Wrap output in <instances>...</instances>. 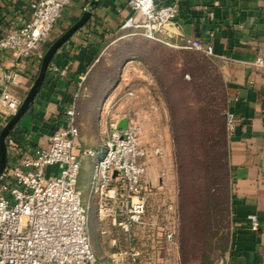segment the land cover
Here are the masks:
<instances>
[{"label":"crops","instance_id":"1","mask_svg":"<svg viewBox=\"0 0 264 264\" xmlns=\"http://www.w3.org/2000/svg\"><path fill=\"white\" fill-rule=\"evenodd\" d=\"M33 1L0 0V38L30 19ZM129 1L71 0L35 55L18 58L10 51L4 53L0 61V94L6 89L23 101L40 74L49 47L85 11H90L88 21L56 51L29 109L7 135L4 170L17 164L19 150L32 154L40 146H47L54 130L67 124L66 111L79 88L77 144L81 148L101 146L110 116L106 117L107 110L102 112L97 100H93L91 107L87 105L92 90L87 85L83 89L81 84L129 32H139L140 28L123 27L130 16L142 20ZM172 1L158 0L162 4ZM170 30L171 34L165 36L167 43L159 42L181 48L180 36L199 39L213 47L214 57L221 64L227 88V109L239 119L236 130L229 135L233 213L226 262L264 264V70L254 65L258 57L264 58V0H188L182 3ZM11 72L17 73L16 86L7 83V74ZM120 83L104 91L107 103L121 89L123 82ZM120 117V120L131 118L126 114ZM10 118L0 116V134ZM85 160L89 161L86 166ZM85 160L78 180L81 190L88 188L95 161ZM58 169L54 166L49 171ZM252 215L260 220L257 231L250 227ZM141 252L145 257L158 255L154 246Z\"/></svg>","mask_w":264,"mask_h":264},{"label":"built area","instance_id":"2","mask_svg":"<svg viewBox=\"0 0 264 264\" xmlns=\"http://www.w3.org/2000/svg\"><path fill=\"white\" fill-rule=\"evenodd\" d=\"M186 1L162 4L158 0H130L142 20L130 16L123 27L140 28L146 37L167 43L165 36L171 34L170 25ZM70 3L71 0H34L30 19L0 38V61L7 51L18 58L35 55ZM180 39L181 48L215 56L210 44L184 36ZM254 65L264 70V58L258 57ZM7 83L18 85L17 73L7 74ZM79 96L80 88L66 111L67 124L54 130L47 146H40L32 154L19 150L17 164L0 174V264H100L89 229L93 198L100 221L110 218L113 225L128 233L135 227L149 226L151 230L157 225V234L162 229L166 242L176 244L173 204L167 206L170 222L165 226L146 219L147 158L159 154L161 149H150L142 143V126L132 118L120 129L121 117L108 118V131L101 147H79ZM21 103L5 89L0 94V116L12 117ZM110 112L109 108L106 117ZM238 121L236 114L227 109L228 135L236 130ZM87 158L95 161L89 198L84 204L78 180ZM54 166L59 167L58 171H49ZM250 227L254 231L260 229L258 216H251ZM141 255L134 248L121 250L113 254L109 264H124L125 257L129 264H141Z\"/></svg>","mask_w":264,"mask_h":264},{"label":"rangeland","instance_id":"3","mask_svg":"<svg viewBox=\"0 0 264 264\" xmlns=\"http://www.w3.org/2000/svg\"><path fill=\"white\" fill-rule=\"evenodd\" d=\"M138 31L133 34L129 32L119 44L109 50V54L102 59L95 71L85 78L82 88L84 89L87 85L89 90H92L91 96L87 97L89 107L97 100L102 112L109 108L112 110L110 117L113 115L114 118H118L123 114L130 116L142 126V143L150 149H161L159 154H153L147 158L145 187L149 195V203L146 219L150 222L157 221L160 227L165 226L170 222L167 206L170 203L173 204L176 244L170 245L166 242L162 229H159L158 235L157 225L151 230L149 226L135 227L128 233L122 227L113 225L110 218L100 221L97 202L93 198L89 223L93 248L100 264H109L113 254L121 250L134 248L143 251L152 246L158 249V255L147 257L141 255V264H225L232 238L233 189L229 135L227 134L228 156L225 158L228 174L226 188L229 198L228 210L221 209L210 230L197 232L195 231L196 220L189 218L185 225L180 211L175 139L170 110L165 99L168 95H177L180 90L182 91L186 85L179 80L181 78L189 80L191 74L182 73L185 56L180 48L170 47L148 38L143 35L142 29ZM209 59L212 64L209 66L207 75L214 80L212 92L217 97L220 107L227 108V88L221 64L215 57ZM219 80L222 83L221 93H224V98L220 94V88H216ZM120 82H123L121 89L107 103L103 95L104 91L106 89L110 91L117 84H121ZM93 90L96 95L93 94ZM185 93L188 96L187 102H190L189 106H191L189 110L196 111L198 106L191 90L182 91V94L185 95ZM88 162L85 160V166ZM89 188L90 182L88 188L82 190L84 204L89 198ZM226 190L219 192L221 201H224V198L226 200ZM226 205L224 208H227ZM102 226L107 230L105 234L101 232ZM152 231H155L154 235ZM124 264H129L126 257Z\"/></svg>","mask_w":264,"mask_h":264},{"label":"trees","instance_id":"4","mask_svg":"<svg viewBox=\"0 0 264 264\" xmlns=\"http://www.w3.org/2000/svg\"><path fill=\"white\" fill-rule=\"evenodd\" d=\"M185 60L183 72H189V80L181 78L179 82L186 86L185 92L191 90L197 103V110H189L188 96L182 94L165 97L171 116V126L175 139L178 163L179 206L183 222L195 219V231L204 232L212 228L222 210H228L227 197V163L228 137L226 128V106L220 103L213 94L214 80L207 75L212 64L210 57L199 51L180 48ZM184 76V75H183ZM177 83V82H176ZM222 83H216V88ZM202 157H197V156ZM220 190H226V200L221 201ZM223 191V192H224ZM227 204V205H226ZM226 205L227 208H224ZM233 198L231 211L233 213Z\"/></svg>","mask_w":264,"mask_h":264},{"label":"water","instance_id":"5","mask_svg":"<svg viewBox=\"0 0 264 264\" xmlns=\"http://www.w3.org/2000/svg\"><path fill=\"white\" fill-rule=\"evenodd\" d=\"M90 11L87 10L83 14V16L74 23L68 30H66L59 38H57L53 44L49 47L47 52L43 57V62L40 70V74L35 80L33 86L29 90L27 96L22 101L18 111L10 118L6 126L3 128L0 134V174L5 169L7 164V147L5 143V139L9 134L10 130L13 126L20 120L23 114L29 109L31 103L33 102L39 88L41 87L47 71L49 69V65L55 55L56 51L79 29L81 28L89 19ZM128 119H123L119 122L118 127L120 129L125 128L127 125Z\"/></svg>","mask_w":264,"mask_h":264}]
</instances>
